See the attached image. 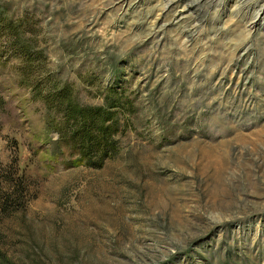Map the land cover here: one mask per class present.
<instances>
[{"label":"rangeland","instance_id":"1","mask_svg":"<svg viewBox=\"0 0 264 264\" xmlns=\"http://www.w3.org/2000/svg\"><path fill=\"white\" fill-rule=\"evenodd\" d=\"M243 1L0 0L49 81L118 103L120 129L79 163L1 39L0 264H264V28Z\"/></svg>","mask_w":264,"mask_h":264},{"label":"trees","instance_id":"2","mask_svg":"<svg viewBox=\"0 0 264 264\" xmlns=\"http://www.w3.org/2000/svg\"><path fill=\"white\" fill-rule=\"evenodd\" d=\"M22 28L21 23L0 19V41L8 37V43L2 47L11 53L10 58L21 62L17 69L19 85L29 89L31 99L43 106L49 115L48 127L69 155L88 168H102L119 150L120 129L115 119L118 103L107 101L106 107H87L79 102L70 86L61 87L49 81L45 69L41 70L44 58L33 50L30 40L24 37L27 31Z\"/></svg>","mask_w":264,"mask_h":264},{"label":"bare ground","instance_id":"3","mask_svg":"<svg viewBox=\"0 0 264 264\" xmlns=\"http://www.w3.org/2000/svg\"><path fill=\"white\" fill-rule=\"evenodd\" d=\"M240 11L249 17L246 25L250 28H264V0H244L240 4Z\"/></svg>","mask_w":264,"mask_h":264}]
</instances>
